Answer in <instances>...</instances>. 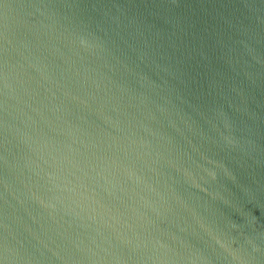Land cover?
<instances>
[{"label":"water","instance_id":"water-1","mask_svg":"<svg viewBox=\"0 0 264 264\" xmlns=\"http://www.w3.org/2000/svg\"><path fill=\"white\" fill-rule=\"evenodd\" d=\"M0 264H264V0H0Z\"/></svg>","mask_w":264,"mask_h":264}]
</instances>
